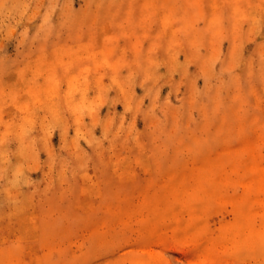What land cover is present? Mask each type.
Wrapping results in <instances>:
<instances>
[{
    "label": "rangeland",
    "instance_id": "374dc122",
    "mask_svg": "<svg viewBox=\"0 0 264 264\" xmlns=\"http://www.w3.org/2000/svg\"><path fill=\"white\" fill-rule=\"evenodd\" d=\"M0 264H264V0H0Z\"/></svg>",
    "mask_w": 264,
    "mask_h": 264
}]
</instances>
